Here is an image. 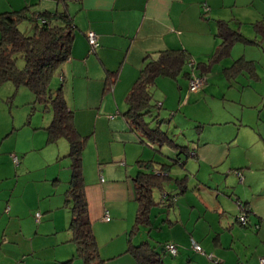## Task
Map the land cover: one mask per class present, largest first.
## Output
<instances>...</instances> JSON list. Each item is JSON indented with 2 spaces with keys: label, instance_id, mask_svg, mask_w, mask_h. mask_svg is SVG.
Returning <instances> with one entry per match:
<instances>
[{
  "label": "crops",
  "instance_id": "0c3cea01",
  "mask_svg": "<svg viewBox=\"0 0 264 264\" xmlns=\"http://www.w3.org/2000/svg\"><path fill=\"white\" fill-rule=\"evenodd\" d=\"M36 1L0 0V13L35 5L33 12L36 14L66 10L71 16L74 25L71 55L55 74L72 112L74 126L85 138V193L93 233L103 246L100 254L105 263L139 264L127 252L131 244L138 246L147 242L162 252L165 243L173 242L179 246L177 264H185L183 255L186 254V264H191L196 258L191 256L190 242L196 241L208 244L210 250L219 255L221 264H261L264 258V125L258 129V134L248 128L247 136L253 135L255 140L247 141V136H242L243 127L253 126L250 122L243 125L244 116H239L238 121V114L230 113V119L219 121V133H214L215 137L210 136L214 128L205 127L199 119L194 120L197 126L186 125L184 128L189 136L184 145L192 155L181 161L183 165L175 176L171 169L172 179L165 182L163 193L156 191L159 193L156 198L154 192L156 204L150 210V224L143 225L148 230L136 238L132 230L139 205L134 179L146 170L141 167L143 162L154 161L150 151L153 146L133 129L125 113L127 94L146 63L167 51L189 55L197 67L200 63H208L220 43L216 36L219 21H226L236 29L231 22L241 23L244 16L248 17L255 10H258V18L264 19V0ZM89 31L99 36V46L95 50H91L86 38ZM238 43L228 57L233 62H250L257 71L255 57L259 55L255 49L244 47V54L235 60V54L240 53ZM189 71V64H186L176 78L159 76L156 84L160 77L178 82L182 74L188 78L186 72ZM262 76L257 71L259 81L241 83L240 87L248 96L255 92L259 98L253 104L262 103L264 108V90L260 89ZM236 79L231 81L234 88L238 83ZM263 114L257 118L259 124L264 121ZM232 123L236 131L233 127L229 130L223 127L228 128ZM177 126L182 128L180 124ZM9 129L0 130V264H84L69 228L71 210H67L70 205L67 191L71 178L65 191L63 186L57 187L60 168L48 171L45 183L39 188L34 183L35 191L28 190L30 178L23 182L18 178L20 174L25 176L31 172L26 167V157L34 151L43 153V166L52 167L54 161L59 160L62 148L57 152L48 149L49 145L57 144L62 138L50 142L48 131V135L41 133V138L33 132L27 139L30 146L20 147L16 141L6 140L17 130L14 124ZM33 129L37 130L36 126ZM33 140L39 143H32ZM22 155L25 157L20 162ZM237 172L243 176L242 180ZM177 179L185 180L186 188L182 193ZM167 193L176 195L172 204L163 203V195ZM238 202L248 209L246 225L237 221L241 213ZM155 206L160 208L153 220L151 211ZM36 213L41 214L40 221ZM106 215L109 221L104 220ZM124 216L133 222L131 230L126 232L128 238L124 236L115 241L111 236L108 239L106 236ZM159 216L170 228L171 238L166 242L156 240L153 234V230L160 227ZM194 264L209 263L197 259Z\"/></svg>",
  "mask_w": 264,
  "mask_h": 264
},
{
  "label": "trees",
  "instance_id": "16d2710c",
  "mask_svg": "<svg viewBox=\"0 0 264 264\" xmlns=\"http://www.w3.org/2000/svg\"><path fill=\"white\" fill-rule=\"evenodd\" d=\"M30 11V7H26L21 10L0 13V86L5 82H12L16 87L25 86L33 92L34 104H43L46 110H53V120L47 127L49 141L57 142L61 138H66L70 144L68 157L72 160V175L67 193L68 203H72L69 227L72 232V241L77 245L78 254L84 264H106L101 257L93 233L85 193L83 173L85 138L74 126L72 112L67 105L63 88L60 87L57 90L51 88L55 73L71 55L74 25L66 10L40 14ZM25 20L31 23L33 34H26L20 29V24ZM255 27L259 33L264 35L262 22H257ZM216 36L220 39L219 46L208 63H200L198 67L196 65L198 73L199 69L202 71L199 74H205L210 70L212 63L230 56L236 43L252 42L238 30L233 29L226 21H219ZM20 58L24 61L23 67L18 65ZM191 60L189 55L183 52L161 53L158 59L145 64L127 94L128 110L125 115L130 120L133 129L145 138L155 151L163 154L164 147L176 151V157L170 158L171 163L149 161L141 164V167L146 170L139 172L134 179L136 200L139 206L132 233L139 230L141 226L150 224V210L156 204L154 192L163 193L165 182L172 179L170 175L172 167L178 164L183 165L181 161H185L192 155L186 145L178 143L174 134L163 128V124L168 121L161 118L159 113H154V108H161V105L155 102L151 92V87L156 84V79L159 76L176 78ZM244 69L249 72L250 77L257 78L255 66L244 60L234 63L229 77L236 79L239 74L245 71ZM186 76L189 78L190 71L186 72ZM32 109L34 111L36 107L34 106ZM176 181L180 193L184 192L185 180L177 179ZM166 195L167 200L163 203L172 204L176 195L170 193ZM165 244L162 252L147 242L138 246L131 244L127 252L133 255L139 264H168L165 261L167 254L164 248ZM219 263L221 264L222 261Z\"/></svg>",
  "mask_w": 264,
  "mask_h": 264
},
{
  "label": "rangeland",
  "instance_id": "374dc122",
  "mask_svg": "<svg viewBox=\"0 0 264 264\" xmlns=\"http://www.w3.org/2000/svg\"><path fill=\"white\" fill-rule=\"evenodd\" d=\"M37 3L40 1H36ZM40 5V4H38ZM24 6V5H23ZM37 6V5H36ZM35 5L33 7H30L31 13H34ZM21 9L23 7H20ZM20 10V9H19ZM43 9H41L40 12H42ZM247 11V10H246ZM258 10H255L254 13H250L248 17H245L241 19V23H237V21H232L231 24L234 28L239 29L241 33L244 34V36L252 39L254 43H245L240 42L238 43V47L240 53L235 54L236 59H239V55L244 54V47L255 49L259 57L256 58L257 62V71L259 74H262L261 77L262 84L260 86L261 90H264V35L263 33H259L256 30L255 24L258 21L264 22V19L258 18L256 13ZM243 22V23H242ZM20 29L26 33V34H33V27L31 26V23L28 20L23 21L20 24ZM220 42V41H219ZM252 55V52H251ZM250 58L251 56L248 55ZM254 58V57H253ZM207 61L208 59H204V61ZM235 62V61H234ZM233 60L230 57L223 58L217 62L212 63L210 65V70L206 72L205 74H201L205 78V84L204 86L199 89L195 93H191L189 91V85H190V79L183 76V74L180 76V81L170 80L168 78L160 77L157 80V84L152 88L154 100L156 103H159L161 106L164 104L162 108L155 107L154 113L160 114L161 118L166 119L168 122L163 124L164 129H168L169 132L174 134V138L178 143H186L187 137L189 136V131L185 130L186 125L190 126H197V121H194L196 119H199L200 122H202L205 127L212 129V133L210 136L215 137L216 134L219 133V121H226V119H230L232 115L238 114L237 120L239 121V116H244V123L243 125L252 124L253 127H247L244 126L242 136H247L249 134L247 132L248 128H252L253 132L255 131L258 134V129L264 125V121L260 122L257 118H259L260 114L264 112L263 105L259 104L258 106H255V102H258V96L255 94V92H252L251 95H247L243 91H241V83L248 84L250 81H259L258 78L250 77V74L248 71H245L238 75L236 83V87L234 88L231 85V81L235 79H231L230 72L231 68L233 67ZM19 67L24 66L23 59L18 60ZM190 67V66H189ZM188 70V68H187ZM191 70V69H190ZM256 71V72H257ZM194 73L199 74L198 71H194ZM57 74L54 75L53 81L51 83L52 90H57L60 88L61 83L58 82ZM204 88V90H203ZM191 95V96H190ZM191 101H190V99ZM243 99V100H242ZM35 96L33 92L25 87H16L12 82H5L0 86V130L2 131L4 129H7L8 127L11 130L12 124H14L17 128L14 133L7 138L6 140L9 141H16L18 143V146L23 147L25 144L26 146H30L27 139H30L29 136L34 132L37 133L38 136L41 138V133L47 134V127L53 120V110L49 109L46 110L43 104H34ZM36 107V109L33 111L32 107ZM236 111V112H235ZM235 112V113H233ZM264 115V114H263ZM263 117V116H262ZM180 120L182 123H179ZM30 121V122H29ZM29 122V123H28ZM211 122H217L218 124L209 125ZM250 122V123H248ZM32 123V124H31ZM234 123V122H233ZM228 125V128L224 125L225 129H228L233 127L232 130L236 131V126L234 124ZM176 124H180L182 128L179 126L176 127ZM3 125V126H2ZM209 125V126H208ZM2 126V127H1ZM37 128V130H34L33 127ZM212 127V128H211ZM30 129V130H29ZM257 130V131H256ZM247 140H255L254 136H247L245 141ZM39 140H33L32 143L38 144ZM62 153L60 154V158L57 161H54L56 157H54L53 161L54 164H52V167L49 168V166H43L44 161H42L43 153L40 151H34L33 153H30L26 157V167L30 169V173L25 176H20L21 181H25L26 178H30V183L28 190L33 191L36 184V187H40L41 184H44V177L46 173L49 171H54L60 168L61 172V179L57 183V187L61 188L63 186L64 188H68L69 180L71 178V159L68 157V153L70 152V144L66 138H62L57 144L49 145L48 149H61ZM48 149L46 151H48ZM152 149V148H151ZM152 152L151 159L157 162H172L170 158L176 157V151L172 150L171 148L164 147L162 149L163 154L154 151L153 149L150 150ZM58 152V150H57ZM60 152V151H59ZM39 153V154H38ZM46 153V152H44ZM41 154V155H40ZM48 155V154H47ZM20 162L23 160L25 156H20ZM47 157H50L49 155ZM184 159V156L182 157V160ZM184 161V160H183ZM137 168V167H136ZM180 165H176L172 168V175L175 176V174H178ZM59 172V173H60ZM42 178V181H39V179ZM170 185V184H169ZM34 186V188H33ZM167 189H169L168 186H166ZM35 191V189H34ZM159 196V193H155V197L157 198ZM177 199V198H176ZM181 201L183 202L184 199L182 198ZM72 203L68 206L67 210H71ZM160 207H153L151 211L152 219L154 220L155 214L157 210ZM166 209V208H161ZM169 209V208H168ZM66 208L64 211H67ZM158 224L160 225L159 228H156L153 230V234L156 237V240H159L160 242H166L167 239L171 238L170 235V228L168 226V222L163 223L160 218L158 217ZM239 223V222H238ZM133 224L132 221H128L125 219L120 221L117 226L113 229L112 233L110 235H107L106 237L111 238V236L114 237L115 241H118L119 239H123L124 236L128 238V233L131 229ZM129 229V231H128ZM148 230V227H141L140 230L136 231V233H133V237H140L142 233ZM96 234V233H95ZM104 234V233H102ZM97 237V236H96ZM130 237V235H129ZM99 238V237H98ZM101 238V237H100ZM213 238V236H211ZM98 241V246L101 250L103 246ZM196 241L190 242V252L191 256L193 258L195 257L197 259H203L206 261V263L209 264H220L219 263V255H217L215 252L211 251L208 247V244L201 245L202 249L205 251L206 254H202L194 250L193 244ZM207 242V241H206ZM179 247V246H178ZM179 249V248H178ZM213 249L215 247L213 246ZM180 251L183 253V249L180 248ZM198 253V254H196ZM102 254V253H101ZM213 255L214 259H209V255ZM185 256V264L188 259L187 254L183 255ZM177 256L173 257L170 256L169 253L165 255V261L168 264H177V261L179 258H176ZM196 260H193L191 264L196 263Z\"/></svg>",
  "mask_w": 264,
  "mask_h": 264
},
{
  "label": "built area",
  "instance_id": "2783aa9c",
  "mask_svg": "<svg viewBox=\"0 0 264 264\" xmlns=\"http://www.w3.org/2000/svg\"><path fill=\"white\" fill-rule=\"evenodd\" d=\"M87 41L91 47V50H95L98 46H99V36L97 35L96 32L94 31H89L86 35ZM190 66V85H189V91L191 93H195L197 92L199 89H201L204 84H205V78L203 75L201 74H196L194 73V71H197L196 69V63L194 62V60H191L189 63ZM15 162L17 161V158L14 157ZM159 173V172H156ZM237 174L239 175L240 179H243V176L241 175L240 172H237ZM103 180V179H102ZM167 200V195L164 194L163 195V201ZM176 200V198H174V201ZM239 206V209L241 210V213L238 215L237 217V221H239V223H241L242 225H246L247 224V208L244 206L243 203L238 202L237 203ZM41 218V214L40 213H36V219L37 221H40ZM105 221H109L110 217L109 215H106L104 217ZM194 250L202 253V254H206L205 251L202 249L201 245H199L198 243L193 244ZM165 250L167 253H169L171 256H177L178 255V247L175 243L173 242H167L164 246ZM209 259H214V256L211 254L208 256ZM261 264H264V258H262L261 260ZM219 262H221V260H219Z\"/></svg>",
  "mask_w": 264,
  "mask_h": 264
}]
</instances>
